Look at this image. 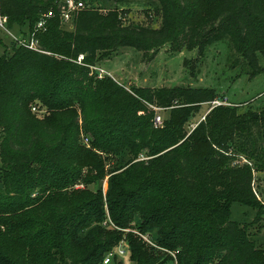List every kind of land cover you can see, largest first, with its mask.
Returning <instances> with one entry per match:
<instances>
[{
  "label": "trees",
  "instance_id": "16d2710c",
  "mask_svg": "<svg viewBox=\"0 0 264 264\" xmlns=\"http://www.w3.org/2000/svg\"><path fill=\"white\" fill-rule=\"evenodd\" d=\"M142 1L158 27L125 23L130 0L85 5L67 23L58 0H0L7 27L38 48L0 39V264H102L122 241L134 264H264L251 223L232 218L236 203L264 212V107L213 104L224 97L210 87L127 88L90 69L122 47L202 55L225 40L230 68L254 78L264 0Z\"/></svg>",
  "mask_w": 264,
  "mask_h": 264
},
{
  "label": "rangeland",
  "instance_id": "374dc122",
  "mask_svg": "<svg viewBox=\"0 0 264 264\" xmlns=\"http://www.w3.org/2000/svg\"><path fill=\"white\" fill-rule=\"evenodd\" d=\"M99 6L107 9L112 6L110 0H92L84 6ZM125 11L122 20L125 23L136 22L158 27L160 24L159 14L153 4H146L142 0H130L123 6ZM15 36H20L15 28L11 30ZM2 43L8 45L11 36L0 31ZM3 47L0 45V53ZM230 50L228 42L217 41L206 48L202 55L196 49L191 51L182 50L171 52L161 48L152 58L144 56L141 51L130 47L119 48L110 57L103 58L97 66L109 72L114 79L125 87L135 86H172L190 85L193 87L214 88L224 100L218 102H234L243 104V109L251 107L260 109L264 107V73L254 78H249L247 74H240V70L230 68L228 56ZM191 69L193 71H191ZM193 72V73H191ZM225 104H228L225 103ZM210 104H203L201 109L190 118L186 129H192L196 122L200 120L209 109ZM157 110V109H156ZM40 116L45 110L38 111ZM161 120L167 115L165 110L158 111ZM107 179V178H106ZM103 181V190L107 184ZM94 188V185L91 186ZM255 187L259 195L264 200V171L257 173ZM232 218L251 223V230L256 234L257 243L264 246V212L250 209L241 204H234L232 208ZM124 243V241H122ZM121 242V243H122ZM121 264H134L128 259V253L119 255ZM115 264V263H110ZM165 264H174L171 261Z\"/></svg>",
  "mask_w": 264,
  "mask_h": 264
},
{
  "label": "built area",
  "instance_id": "2783aa9c",
  "mask_svg": "<svg viewBox=\"0 0 264 264\" xmlns=\"http://www.w3.org/2000/svg\"><path fill=\"white\" fill-rule=\"evenodd\" d=\"M57 4L60 8L59 16L61 20L66 23L70 21L72 14L74 12L84 7V3L81 0H58ZM54 14L55 13L52 9H49L48 11L44 12L42 16L40 17L39 21L37 22L36 27L43 28L46 20L54 16ZM0 31H4L8 33L11 36V39L14 40L16 43H18L19 45L25 46L32 50H38L37 41L35 39H33L32 37L15 36L11 32V29L7 27V18L5 15L1 14V12H0ZM82 60H83V54H80L77 57L76 61L77 63H81ZM90 69L92 71H96L99 77H102L104 75L113 77L109 72L105 71L103 68L97 65L90 66ZM222 103L218 102L217 100L213 101V104H216V105L222 104ZM156 109L157 111L162 110L161 108H156ZM32 110L35 111V108L33 107ZM154 122L157 125L162 123L161 115L159 114V112H157V114L155 115ZM84 141L87 142L86 137H84ZM125 253H126V249L123 246V244L120 243L118 246H116L115 248L111 249L110 251L106 253V255L103 258L102 264H109L114 256H117V257L119 255L122 256Z\"/></svg>",
  "mask_w": 264,
  "mask_h": 264
}]
</instances>
